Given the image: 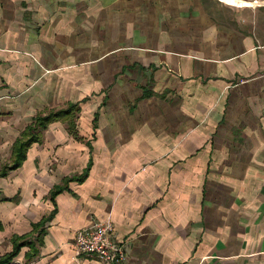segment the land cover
Returning <instances> with one entry per match:
<instances>
[{"label":"crops","instance_id":"crops-1","mask_svg":"<svg viewBox=\"0 0 264 264\" xmlns=\"http://www.w3.org/2000/svg\"><path fill=\"white\" fill-rule=\"evenodd\" d=\"M235 2L0 0V170L79 107L0 175V242L53 215L27 264H103L73 239L110 218L121 264H264V0Z\"/></svg>","mask_w":264,"mask_h":264},{"label":"trees","instance_id":"trees-1","mask_svg":"<svg viewBox=\"0 0 264 264\" xmlns=\"http://www.w3.org/2000/svg\"><path fill=\"white\" fill-rule=\"evenodd\" d=\"M79 107L75 103H70L64 109L56 110V112H49V114L37 116L30 124L27 125L26 129L22 132L19 138H17L14 142L12 149V158L13 161L9 166H3L0 170L1 176H6L9 170H14L19 167L22 162L25 160V154L28 150L29 146L34 143L40 141L42 137V132L45 127L52 122H56L57 120L63 121L67 124L68 130L73 134L74 137L77 136V131L75 127V120L78 115ZM86 172L79 177L77 180L81 182L86 177ZM65 186L58 185L51 192V197L57 195L60 191H62ZM3 200H7L3 198ZM50 216H44L40 221L32 224V230L34 234L30 237L28 236H13L10 240V244L12 245L11 250L6 251L0 255V264H27L31 262L32 258L39 254V247L42 245V237L45 234L44 224L50 219ZM1 230V224H0ZM27 247L29 250L24 254L23 258L25 261L21 263L17 257L23 248Z\"/></svg>","mask_w":264,"mask_h":264},{"label":"built area","instance_id":"built-area-1","mask_svg":"<svg viewBox=\"0 0 264 264\" xmlns=\"http://www.w3.org/2000/svg\"><path fill=\"white\" fill-rule=\"evenodd\" d=\"M73 249L76 257L96 256L103 264H121L127 257L110 218L91 221L88 226L78 230L73 239Z\"/></svg>","mask_w":264,"mask_h":264},{"label":"rangeland","instance_id":"rangeland-1","mask_svg":"<svg viewBox=\"0 0 264 264\" xmlns=\"http://www.w3.org/2000/svg\"><path fill=\"white\" fill-rule=\"evenodd\" d=\"M221 1L228 4V5L234 6V7H238V5H239V2L237 3V2H235V0H221ZM247 4H248V7L252 5L251 3H247ZM234 7H231V8L228 7V11L229 10L230 11H229V13H227V15H224V17L227 18V20L231 19V18L233 20H235V18H234L235 10H233V9H235ZM247 17H248V15H246L245 18H247ZM8 250H10V245L8 244V242L7 241L6 242L1 241L0 242V255H2V253H4L5 251H8ZM23 251H24V249H22L20 255L17 257V259L20 262H22V260H20L19 258L22 255Z\"/></svg>","mask_w":264,"mask_h":264}]
</instances>
